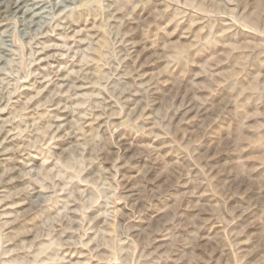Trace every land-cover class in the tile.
Segmentation results:
<instances>
[{
  "label": "rangeland",
  "instance_id": "374dc122",
  "mask_svg": "<svg viewBox=\"0 0 264 264\" xmlns=\"http://www.w3.org/2000/svg\"><path fill=\"white\" fill-rule=\"evenodd\" d=\"M0 264H264V0H0Z\"/></svg>",
  "mask_w": 264,
  "mask_h": 264
},
{
  "label": "bare ground",
  "instance_id": "6f19581e",
  "mask_svg": "<svg viewBox=\"0 0 264 264\" xmlns=\"http://www.w3.org/2000/svg\"><path fill=\"white\" fill-rule=\"evenodd\" d=\"M20 2H22V1H19V2L16 4V7H19V5L21 4Z\"/></svg>",
  "mask_w": 264,
  "mask_h": 264
}]
</instances>
